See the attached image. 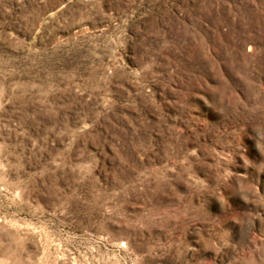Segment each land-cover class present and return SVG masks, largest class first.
Here are the masks:
<instances>
[{
  "label": "rangeland",
  "instance_id": "1",
  "mask_svg": "<svg viewBox=\"0 0 264 264\" xmlns=\"http://www.w3.org/2000/svg\"><path fill=\"white\" fill-rule=\"evenodd\" d=\"M0 264H264V0H0Z\"/></svg>",
  "mask_w": 264,
  "mask_h": 264
}]
</instances>
